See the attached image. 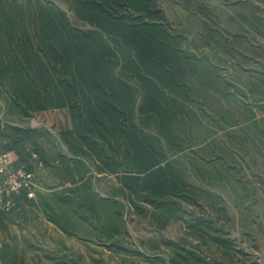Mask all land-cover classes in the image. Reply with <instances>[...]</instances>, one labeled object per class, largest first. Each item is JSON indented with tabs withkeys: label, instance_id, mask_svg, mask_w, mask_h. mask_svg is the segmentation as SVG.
<instances>
[{
	"label": "trees",
	"instance_id": "1",
	"mask_svg": "<svg viewBox=\"0 0 264 264\" xmlns=\"http://www.w3.org/2000/svg\"><path fill=\"white\" fill-rule=\"evenodd\" d=\"M239 5L248 9L241 37L249 41L242 43L239 35H225L210 24L207 45L217 54L237 57L255 51L250 37L264 38V12L251 1ZM71 6L73 17L42 0L28 12L0 0V80L10 85L7 102L0 103L5 121L0 119V153H11L16 165L31 161L34 154L47 162L39 149L45 131L14 125L12 114L37 119L65 109L72 128L62 137L73 158L63 157V162L70 181L81 180L87 188L85 198H74L76 207L86 208L97 223L100 210L107 207L114 216H124L123 207L100 197L96 188L111 174H131L133 184L126 176L118 190H132L127 195L135 209L144 202L167 220L176 218L180 206L170 197L188 196L194 189L190 168L178 154L186 145L207 148L214 130L233 127L225 134L227 152L250 155L264 132L249 117L254 108H242L241 96L230 89L220 69L184 50L183 39L168 27L155 0H73ZM227 35L235 37L233 45ZM254 76L264 80V62ZM250 78L240 80L247 92H239L258 102L264 86ZM255 150L261 153L259 147ZM10 199L25 204L28 190ZM256 201L261 213L264 199ZM46 215L65 234L76 235L78 228L65 215L48 210ZM209 226L217 232L207 231L210 241L227 248L231 233ZM111 233L107 238L114 247L124 249ZM202 239L208 240L204 235ZM194 255H186L185 264H196ZM213 264L236 263L225 253Z\"/></svg>",
	"mask_w": 264,
	"mask_h": 264
},
{
	"label": "rangeland",
	"instance_id": "2",
	"mask_svg": "<svg viewBox=\"0 0 264 264\" xmlns=\"http://www.w3.org/2000/svg\"><path fill=\"white\" fill-rule=\"evenodd\" d=\"M3 1L27 12L36 3V0ZM42 1L74 16L73 0ZM155 1L164 11L168 27L176 37L183 39L184 50L198 59L209 60L220 69V75L230 84V89L241 96L242 108H254V114L249 117L264 129V97L255 102L239 92H247L240 80L248 81L247 78L252 77L250 79L256 81L254 75L262 69L264 38L250 35V44L255 51L237 57H227L223 52L217 54L207 45V26L210 24H216L225 35L231 32L239 35L242 43L249 41L241 37L248 9L239 3L251 1L264 12V2ZM227 36L233 45L235 37ZM235 73L237 77L233 78ZM255 83L264 86L261 78ZM9 93V83L0 80L1 104L7 102ZM12 117L17 118L14 125L45 131L46 135L39 140V149L47 162L37 154L31 161L17 165L14 159V168H23L34 174L36 187L28 191L29 201L25 204L17 202L11 212L0 210V264H173L174 261L185 264V256L192 254H195L196 264H213L225 253H231L236 264H264V209L261 213L256 210V200L264 199V132L256 137L257 143H253L250 155L239 153V150L227 152L225 134L234 130L233 127L214 130L207 148L184 146L178 158L187 162L194 189H190L188 196L177 194L170 197V202L178 203L180 207L176 218L169 220L161 210L148 203L138 202L140 209H135L127 195L132 191L130 188L126 187L125 193L118 190L126 176V181L133 184L131 174L109 175L102 187L96 188V193L121 205L125 213L116 217L110 207L101 209L100 218L96 217L97 223L88 216L86 208L76 207L73 202L75 197L85 198L87 188L83 187L81 180L77 183L70 181L63 162V157L73 158L62 137L64 131L72 128L68 111L50 110L37 119L23 120L13 112ZM0 119L5 123L2 115ZM213 140L223 142L224 148L214 144ZM258 147L260 154L255 150ZM47 210L65 215L75 223L76 235L69 236L50 222ZM209 224L222 229L223 233H231L232 236L227 235L230 239L227 248L210 241L207 231L212 235L217 232L211 230ZM111 232L115 235L113 239H118V244H122L125 250L114 247L107 238ZM202 235L209 241H204Z\"/></svg>",
	"mask_w": 264,
	"mask_h": 264
},
{
	"label": "built area",
	"instance_id": "3",
	"mask_svg": "<svg viewBox=\"0 0 264 264\" xmlns=\"http://www.w3.org/2000/svg\"><path fill=\"white\" fill-rule=\"evenodd\" d=\"M13 166V155L0 153V210L5 212H11L17 205L10 199L12 195L23 189L30 191L36 187L32 172L23 168L15 169ZM40 166H42L41 162Z\"/></svg>",
	"mask_w": 264,
	"mask_h": 264
},
{
	"label": "crops",
	"instance_id": "4",
	"mask_svg": "<svg viewBox=\"0 0 264 264\" xmlns=\"http://www.w3.org/2000/svg\"><path fill=\"white\" fill-rule=\"evenodd\" d=\"M15 159V158H14Z\"/></svg>",
	"mask_w": 264,
	"mask_h": 264
}]
</instances>
